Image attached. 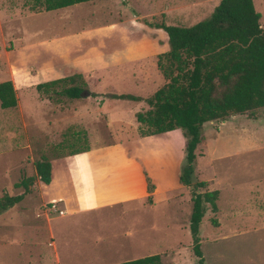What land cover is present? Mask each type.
<instances>
[{"label": "rangeland", "instance_id": "374dc122", "mask_svg": "<svg viewBox=\"0 0 264 264\" xmlns=\"http://www.w3.org/2000/svg\"><path fill=\"white\" fill-rule=\"evenodd\" d=\"M31 1L0 0V81L10 80L16 96L14 107L0 108V197L22 191L16 183L25 177L22 167L25 160L37 161L40 155L66 153L83 148L91 141L103 144L139 137V125L135 127L122 121L110 123L105 113L96 108L103 99H107L104 96L107 93L143 94L141 98H145L152 94L146 95L143 88L149 86L151 79L157 88L165 82L157 68L155 56L143 63L142 59L138 60L135 64L143 71L151 68L145 72L148 79L143 80L146 85L142 81L143 89L135 85L129 73L132 66L126 63L108 66L103 71L87 75L80 73L86 82L88 94H85L84 99L76 100L78 103L66 97L46 99L34 89L38 68L48 62L50 64L52 60L56 68L55 76L77 73L71 70L70 65L77 57L76 53L67 52L59 61L55 56L48 58L50 40H57L64 35L69 38L78 36L77 39H83V47L89 50L87 46H92V42H89L91 36L83 34L86 29L119 19L126 23L129 35L138 38L140 32L148 34L146 20L187 26L205 18L218 2L92 0L59 9L37 11L29 8ZM252 2L254 9L260 13L259 24L264 26V0ZM123 58L125 62L131 61V57L125 55L118 56L117 60ZM154 63L156 72L152 65ZM43 70L41 76L49 74L45 72L46 69ZM38 99L43 102L42 131H38L35 121L25 114L30 112L34 100ZM137 102L130 104L127 111L121 112L129 118L128 113L148 108L144 101ZM80 106L88 114L85 119L75 114ZM22 136L27 138L29 144L26 152L19 149ZM159 139H164V136H159ZM182 139L181 159L183 136ZM172 153H176L175 147ZM195 155L196 178L206 181V189L218 191L216 210L206 209L198 225L202 264H264V107L255 109L253 118L241 113L230 115L222 121L203 123ZM31 175L35 180V173ZM189 191L187 186H178L169 192L165 200L157 197L154 204L150 205V199L147 198L145 204L148 205L144 207L134 205L125 213L118 209L109 215L104 213L90 220L87 226L96 227L97 232H101L106 239L114 231L119 234L114 239L116 241L131 243L139 249L144 247L143 250L149 248L151 254H159L161 264H196L197 256L192 251V238L188 230L191 209ZM125 230L129 235H123Z\"/></svg>", "mask_w": 264, "mask_h": 264}, {"label": "crops", "instance_id": "0c3cea01", "mask_svg": "<svg viewBox=\"0 0 264 264\" xmlns=\"http://www.w3.org/2000/svg\"><path fill=\"white\" fill-rule=\"evenodd\" d=\"M121 22L123 20L117 19L86 29L83 34L91 36L89 42H92V46H87L89 50L83 47V39H77L78 36L69 38L64 35L57 40H50L48 58L55 56L59 61L63 54L74 52L77 57L73 63L70 62L71 70L84 75L103 71L108 66L129 63L132 66L129 71L131 78L140 89L145 84L143 80L148 79L145 72L151 68L143 71L140 67H135V64L138 60L142 59L143 63L167 51V36L161 28L145 26L148 34L140 32L138 38H132L128 27H125L126 23ZM139 26L143 27L141 23ZM70 43L71 46L68 45ZM121 46L123 49H120ZM121 55L131 57V61L125 62L124 58L118 61L117 57ZM152 65L154 67L155 63ZM43 69L49 74L41 76ZM55 71L52 60L50 64H44L37 69L35 84L61 76H55ZM154 71L156 72L155 67ZM143 88L147 95L153 93L157 85L151 79L149 86ZM139 95L136 96H143ZM78 99H84V96L71 100L78 103ZM42 103L39 99L34 100L30 112H25L35 121L38 131L44 130ZM133 103L138 102L107 98L100 102L96 110L105 113L110 123L122 121L136 127L139 124L135 120V112L128 113L130 119L121 112L127 111ZM109 104L111 106L107 107ZM106 109L108 110L105 111ZM84 110L83 106L79 107V111L75 113L78 118L87 117ZM159 136H164V139H159ZM26 139L23 137L19 141V149L25 152L29 147ZM182 142L181 131L175 128L103 144L91 141L85 146L86 149L79 148L77 152L71 150L50 156L40 155L38 160L43 156L50 165L48 183L38 179L34 161L25 160L22 163L25 177H33L31 173L34 172L36 178L34 180L33 177L28 186L29 191L23 193L19 201L0 211V264H114L151 254L149 248L143 250L144 247L139 249L131 243L123 244L114 240L119 236L114 231L106 239L101 232H97L96 227L87 225L90 220H95L104 213L109 215L112 211L117 212V209L125 213L134 205L144 207L148 205L145 204L148 195L150 205L154 204L157 197L165 200L172 189L181 186L178 171ZM173 147L176 153H172ZM146 178L153 185L150 193L146 189ZM21 188L22 191L18 194L23 192V187ZM52 202L56 209L62 210L61 214L50 210ZM123 235H129V232L125 230ZM125 254L128 255L124 256Z\"/></svg>", "mask_w": 264, "mask_h": 264}, {"label": "trees", "instance_id": "16d2710c", "mask_svg": "<svg viewBox=\"0 0 264 264\" xmlns=\"http://www.w3.org/2000/svg\"><path fill=\"white\" fill-rule=\"evenodd\" d=\"M87 1L90 0H32L29 8L49 11ZM259 18L252 0H218L205 18L187 26L146 20L148 27L161 28L167 36L168 50L156 55V65L165 82L145 98L129 93L104 95L146 103V110L134 113L140 136L180 129L184 148L178 181L190 190L188 230L196 264H202L198 225L206 209L216 210L218 191L206 189V181L196 178L195 149L201 140L203 123L241 113L253 118L254 110L264 107V26L259 24ZM34 89L50 100L88 94L79 73L38 82ZM15 105L11 81H0V108ZM84 149L85 146L80 150ZM33 164L38 179L48 183V160L42 156ZM32 180L33 177L27 176L16 183L23 187L20 194L2 195L0 211L19 201L29 191ZM146 189L148 193L153 189L148 178ZM114 264H161V261L159 254L154 253Z\"/></svg>", "mask_w": 264, "mask_h": 264}, {"label": "built area", "instance_id": "2783aa9c", "mask_svg": "<svg viewBox=\"0 0 264 264\" xmlns=\"http://www.w3.org/2000/svg\"><path fill=\"white\" fill-rule=\"evenodd\" d=\"M49 208H50L51 211H53V212L56 211L58 214L62 213V210L56 209V207L54 206L53 202L50 204Z\"/></svg>", "mask_w": 264, "mask_h": 264}]
</instances>
